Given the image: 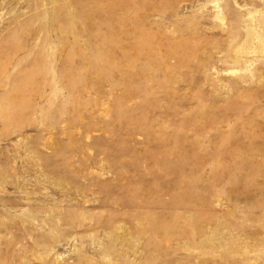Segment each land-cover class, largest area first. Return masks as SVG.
<instances>
[{
    "label": "rangeland",
    "instance_id": "obj_1",
    "mask_svg": "<svg viewBox=\"0 0 264 264\" xmlns=\"http://www.w3.org/2000/svg\"><path fill=\"white\" fill-rule=\"evenodd\" d=\"M19 1L0 264H264V0Z\"/></svg>",
    "mask_w": 264,
    "mask_h": 264
},
{
    "label": "bare ground",
    "instance_id": "obj_2",
    "mask_svg": "<svg viewBox=\"0 0 264 264\" xmlns=\"http://www.w3.org/2000/svg\"><path fill=\"white\" fill-rule=\"evenodd\" d=\"M17 3L18 4L19 3L22 4V2H20L19 0H7L5 3H1L0 7H2V6L10 7V6H14ZM42 3H43V0H34V2L32 1V3H29L28 8H30V9L39 8L40 6H42ZM12 19L10 20V22H14L15 21L14 18H12Z\"/></svg>",
    "mask_w": 264,
    "mask_h": 264
}]
</instances>
